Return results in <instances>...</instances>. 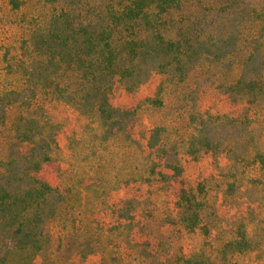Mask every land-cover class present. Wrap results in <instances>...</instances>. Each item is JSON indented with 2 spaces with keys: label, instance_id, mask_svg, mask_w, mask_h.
Returning <instances> with one entry per match:
<instances>
[{
  "label": "rangeland",
  "instance_id": "1",
  "mask_svg": "<svg viewBox=\"0 0 264 264\" xmlns=\"http://www.w3.org/2000/svg\"><path fill=\"white\" fill-rule=\"evenodd\" d=\"M105 1L0 0V185L44 197L30 237L0 220V256L229 264L264 201V0H143L130 27Z\"/></svg>",
  "mask_w": 264,
  "mask_h": 264
},
{
  "label": "trees",
  "instance_id": "2",
  "mask_svg": "<svg viewBox=\"0 0 264 264\" xmlns=\"http://www.w3.org/2000/svg\"><path fill=\"white\" fill-rule=\"evenodd\" d=\"M10 1L12 3V1L14 0ZM141 1L143 0H108L104 2L103 7L109 8L114 12L122 11L124 14L123 20L125 18L128 19L129 22L127 23V25H129L130 27V25L136 26V24L134 23H136L138 19L143 18L144 12L142 13V11L147 5L142 6ZM170 7H172V5ZM128 12H130L129 15L127 14ZM64 13H66V10H64ZM140 16L141 18H139ZM98 33L99 32H97L96 30H93V33H90V35H92L93 37H97ZM101 62H103V60H101ZM256 155L259 158V162H264V151L261 153L259 152ZM261 173V175H264V170ZM186 190L189 189L183 188L181 191V195L178 196L179 200L177 202L182 203L179 205L181 206L178 210L179 214H185V210L190 211L188 204H190L189 202L191 201L184 195V192ZM225 192H227V187L225 189ZM33 193L37 194L38 199ZM223 197L225 196L223 195ZM233 202L229 200L226 205H232L234 204ZM43 203L44 197L40 195L39 191L28 190L22 194L13 193L0 185V220L12 229V235L14 234V237L16 235L18 237H20V235L24 237H30L32 232L36 231V229L33 228L35 225L29 222L27 216L31 213H34L35 215L37 211H34V208ZM245 205V217L241 214H238L230 219L232 221V225L230 226L231 237L227 240V242L219 246V250L221 252L228 250L231 253V258L232 256L234 257L229 264H259L256 261L246 262L244 255L247 252L253 253L260 247H264V201H258L256 203L248 202ZM191 212L193 213L190 216L180 215V220L182 222H185V225L191 226L196 222L195 215H197V211H195L194 207H192ZM24 221H27L26 224L23 223ZM39 230V235H44L43 231L41 229ZM17 240L18 241H16L13 246V251L9 253L8 256H0V264H13L15 262H23V260H21L20 258H16V256L18 255L17 250L19 252L20 250H23L25 248L26 252V248L28 250V247H17L16 243L20 242V239ZM217 264H227L226 258L224 256L220 257L217 261Z\"/></svg>",
  "mask_w": 264,
  "mask_h": 264
}]
</instances>
